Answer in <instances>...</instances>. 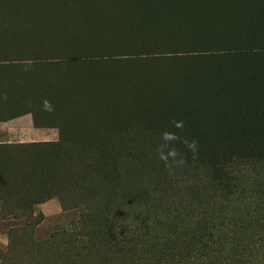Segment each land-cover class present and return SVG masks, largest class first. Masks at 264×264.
Instances as JSON below:
<instances>
[{
    "label": "rangeland",
    "instance_id": "rangeland-1",
    "mask_svg": "<svg viewBox=\"0 0 264 264\" xmlns=\"http://www.w3.org/2000/svg\"><path fill=\"white\" fill-rule=\"evenodd\" d=\"M261 131L264 0H0V264H264Z\"/></svg>",
    "mask_w": 264,
    "mask_h": 264
},
{
    "label": "trees",
    "instance_id": "trees-1",
    "mask_svg": "<svg viewBox=\"0 0 264 264\" xmlns=\"http://www.w3.org/2000/svg\"><path fill=\"white\" fill-rule=\"evenodd\" d=\"M261 132H263V131H261ZM259 135L258 136H256L255 137V141L254 142H252L250 139H249V141L251 142V146L254 148V150H260V151H257V153L258 154H260L261 155V157H264V132L263 133H258ZM238 135V134H237ZM234 136H236V135H234ZM243 136V135H242ZM242 136H237V138L236 139H234L233 138V140H240L238 143H241V142H244V141H246V140H248V138H246V139H243L242 138ZM235 147V146H234ZM233 147V148H234ZM100 150V148H96L95 149V151H94V154L95 153H97V154H100L101 155V152L99 151ZM236 152V156H240V157H242V158H244L245 156H241V154L242 153H239V152H237V151H235ZM260 157V158H261ZM239 158L238 157H235V160L237 161ZM244 164H247V165H250L249 163H247V161H245V162H243ZM102 166H104L103 168H105V166L106 165H104V163L102 162ZM245 166V165H244ZM247 170L249 171H251L252 169H251V167H249V166H247ZM263 174V173H262ZM169 264H173V263H169Z\"/></svg>",
    "mask_w": 264,
    "mask_h": 264
},
{
    "label": "clouds",
    "instance_id": "clouds-1",
    "mask_svg": "<svg viewBox=\"0 0 264 264\" xmlns=\"http://www.w3.org/2000/svg\"><path fill=\"white\" fill-rule=\"evenodd\" d=\"M45 108L47 110H50L51 109V105H49L47 102H45ZM179 126V125H178ZM190 147H192L193 149L195 148V144L193 143L192 145H190Z\"/></svg>",
    "mask_w": 264,
    "mask_h": 264
},
{
    "label": "crops",
    "instance_id": "crops-1",
    "mask_svg": "<svg viewBox=\"0 0 264 264\" xmlns=\"http://www.w3.org/2000/svg\"><path fill=\"white\" fill-rule=\"evenodd\" d=\"M23 123L27 125L29 124V120H24Z\"/></svg>",
    "mask_w": 264,
    "mask_h": 264
}]
</instances>
